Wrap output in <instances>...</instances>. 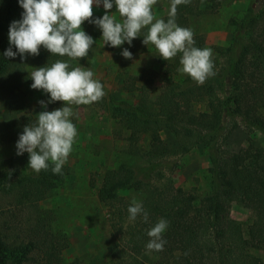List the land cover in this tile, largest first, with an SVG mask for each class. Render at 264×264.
Returning a JSON list of instances; mask_svg holds the SVG:
<instances>
[{"label":"trees","instance_id":"obj_1","mask_svg":"<svg viewBox=\"0 0 264 264\" xmlns=\"http://www.w3.org/2000/svg\"><path fill=\"white\" fill-rule=\"evenodd\" d=\"M209 1L216 5L220 0ZM249 1V10L239 19L230 20L234 26L232 36L228 44L217 48L218 55L212 58L216 74L203 85L190 76L180 81L168 78L161 93L153 99L149 90L156 73L144 68L134 75L125 66V74L133 81L125 88L135 90L138 81L143 98L136 104L113 95L108 101H99L130 131V139L136 146L128 155L142 159V163L123 161L108 170L98 189L99 200L109 205L115 225L120 230L127 226L126 244L110 247L111 264H145L139 256L149 251L147 232L160 219L168 221V227L162 234L166 241L163 250H151L158 255L156 264H264V146L250 141L238 151L225 147L228 134L240 124L259 130L264 139V0ZM201 2L191 0L184 5L185 13L190 17L205 14ZM23 11L19 0H0V114H7L0 120V146L17 141L26 125L37 122L24 89L31 81L28 67L34 56L3 55L10 47L9 26L12 21L22 19ZM95 18L99 16L94 14ZM84 24L93 40L101 38L100 28L87 21ZM194 39L196 47H205L203 34H195ZM96 40L88 56L77 59L79 62L96 56L99 45ZM142 41L143 35L139 37V45L144 48ZM11 47L16 51L14 45ZM37 57L49 66L58 59H69L51 55L43 46ZM176 60L179 65L180 58ZM200 101L207 102L208 109L196 112L193 106ZM57 102L63 104L50 103L51 111L58 108H54ZM164 130L175 136L176 147L164 140L161 135ZM145 136L150 144L143 150L139 143ZM198 145L207 149L211 163L210 188L204 195L175 187L172 179L154 183L153 179L160 182L164 175L158 168L161 159L188 153ZM28 161L27 152L0 158V199L19 209L9 211L10 220L5 212L0 213L3 215L0 264H33L34 251L43 254L46 264H78L79 258L65 262L62 251L69 240L54 230L52 214L40 205L65 181L66 168L63 166L61 174H54L50 165L37 174L28 167ZM130 189L143 193L141 204L148 213L147 222L142 215L134 222L129 221L128 208L132 203L122 193ZM234 202L251 211L246 230L244 223L230 214ZM21 211L31 214L29 226L18 227L20 230L14 232L12 221L18 218L16 212Z\"/></svg>","mask_w":264,"mask_h":264},{"label":"rangeland","instance_id":"obj_2","mask_svg":"<svg viewBox=\"0 0 264 264\" xmlns=\"http://www.w3.org/2000/svg\"><path fill=\"white\" fill-rule=\"evenodd\" d=\"M171 0H157L153 6V13L156 18L168 19ZM249 0H220L219 3H211L209 0H202L201 6L205 9V14L199 16H188L184 11V4L180 5L176 15V23L193 31L194 35L201 33L205 38V47L212 50V58L218 55L217 48L228 44L232 36L234 26L230 24L232 18L239 19L249 9ZM110 15H115L119 20L116 10H109ZM94 14L101 18L105 14V9L101 4L94 7ZM86 32L85 24L82 25ZM147 28L143 29L142 35L147 34ZM96 40V39H94ZM97 54L94 58L79 62L76 60H66L69 62V70L81 67L91 70L94 79H97L106 93L103 99L108 101L113 95L117 99H126L136 104L143 95L140 90L141 84L137 81L136 88L128 91L125 86L133 81L130 74H138L144 68H150L156 73V79L150 87V96L154 99L161 93V90L168 78L180 81L189 76L180 72L182 66L177 65L178 54L171 60H164L159 57V53L153 45H139V37L129 45L125 42L119 47L103 45L102 38L97 39ZM127 48L132 54V59H125L122 56L123 49ZM50 67L39 57L34 56L29 64L30 73L37 67ZM129 66V72L125 74L123 67ZM176 68L174 69V67ZM31 81L24 87L27 94V102L32 114L38 119V113L49 109V94L43 90L31 88ZM45 101V109L39 101ZM63 103L62 101H59ZM69 106L59 104L54 108ZM74 115L70 117L77 128L78 135L73 144V150L65 163L66 179L49 196L40 202L43 209L49 210L52 214L54 230L61 236L67 237L69 245L63 249L62 256L65 262H71L79 258L78 264H111L112 253L110 247L114 244L124 246L127 242V226L120 230L112 219V212L109 205L99 200L98 189L103 182V178L108 170L116 168L121 162L137 161L142 163L138 156L137 160L128 155L133 152L136 146L130 139V131L119 119H115L112 114L98 102L90 105H71ZM208 103L205 101L196 102L193 110L196 112L206 111ZM7 114H0V120ZM162 137L172 146H177L175 136L169 131L161 132ZM139 143L141 149L149 148L150 139L148 136L142 137ZM18 141V140H17ZM13 141L0 146V158L17 155L16 142ZM252 141L255 145L264 146V139L259 130H251L249 127L240 124L228 134L225 140V147L231 151H238ZM224 146V143H223ZM25 153V152H24ZM162 165L158 168L164 173L162 180L153 179L160 184L172 179L175 187H182L185 191L195 192L204 195L210 188L211 166L208 151L203 145L194 147L185 154H176L160 160ZM173 164L175 167L173 168ZM170 176V178H169ZM155 177L156 174H155ZM122 196L132 204L142 203L144 195L139 190H125ZM0 199V213L5 212L6 218L10 220V210L19 211L16 207H11ZM9 207V208H8ZM26 210V208H24ZM230 214L234 219L244 223L245 230L251 222V211L237 202L231 204ZM30 213L21 211L17 214L14 232L28 228ZM3 220V215L0 214ZM159 221V220H158ZM157 221V222H158ZM156 222V223H157ZM155 225V223H154ZM153 225V226H154ZM119 229V230H117ZM247 234V233H246ZM255 252L254 250H252ZM35 256L33 264H44L43 254L39 251L32 252ZM255 253H263L261 250ZM158 255L152 251H143L139 258L145 264H156ZM46 264V263H45Z\"/></svg>","mask_w":264,"mask_h":264},{"label":"clouds","instance_id":"obj_3","mask_svg":"<svg viewBox=\"0 0 264 264\" xmlns=\"http://www.w3.org/2000/svg\"><path fill=\"white\" fill-rule=\"evenodd\" d=\"M191 0H171L168 19L156 18L153 6L157 0H19L24 9L22 19L14 20L9 26V45L4 52L6 58L17 54L39 55L40 48L47 49L51 55L68 57L69 60L85 58L95 43L82 25L84 22L95 24L102 30L103 45L119 47L141 36L143 44L155 47L159 57L168 61L180 56L178 70L189 75L197 84L203 85L214 76V62L210 48L195 46L191 29L176 23L177 6L187 5ZM103 5L105 14L93 19L94 7ZM115 6L119 20L110 15ZM15 46L16 51L11 46ZM122 56L132 59L133 54L123 49ZM69 62L56 60L50 67H37L30 73L33 81L31 88L43 90L49 94L48 103L62 101L64 105L52 111L38 113L34 125H26L16 142L17 155L29 154L28 167L39 174L50 165L54 174H61L73 150L78 135L77 128L70 119L74 115L71 105H90L100 101L106 94L103 85L94 79L91 70L75 67L69 70ZM39 103L46 109L47 103ZM11 175V172L9 173ZM129 221L134 222L143 216L145 222L148 213L141 203H133L128 208ZM168 227V221L160 219L149 229L150 237L146 247L149 251H162L166 241L162 234Z\"/></svg>","mask_w":264,"mask_h":264}]
</instances>
